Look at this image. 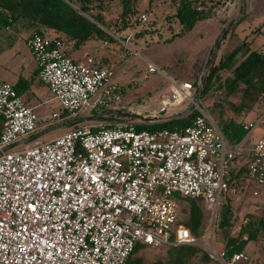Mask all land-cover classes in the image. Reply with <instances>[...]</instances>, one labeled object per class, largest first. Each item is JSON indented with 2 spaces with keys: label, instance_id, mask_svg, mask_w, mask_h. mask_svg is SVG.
<instances>
[{
  "label": "built area",
  "instance_id": "1",
  "mask_svg": "<svg viewBox=\"0 0 264 264\" xmlns=\"http://www.w3.org/2000/svg\"><path fill=\"white\" fill-rule=\"evenodd\" d=\"M146 20V14L138 18ZM110 35L128 46V38ZM26 47L38 80L64 113L54 111L52 119L124 113L112 66L99 67L90 55L75 61L60 39L38 33L26 39ZM145 63V76L160 72ZM166 78V92L155 98V108L147 115L129 113L161 118L187 102L190 109L177 113L195 109L197 114L183 129L138 131L133 122L98 123L94 130L84 125L17 151L7 148L29 138L38 117L10 83L0 82V264H126L136 244L201 245L219 264H250L245 252L226 258L213 235L219 203L234 191L225 177L258 122L243 124L245 137L231 146L196 102L198 88ZM244 181L253 195L264 185V131L254 142ZM179 197L207 205L201 239L181 222Z\"/></svg>",
  "mask_w": 264,
  "mask_h": 264
},
{
  "label": "rangeland",
  "instance_id": "2",
  "mask_svg": "<svg viewBox=\"0 0 264 264\" xmlns=\"http://www.w3.org/2000/svg\"><path fill=\"white\" fill-rule=\"evenodd\" d=\"M77 2V0H73ZM240 0H225L219 8L216 9L215 15L212 18L200 20L191 29V31L182 36H174L166 42L173 33L178 32L180 27L178 22L172 19L175 14L178 0H138L136 3V12L129 15L128 27L123 28L121 22L122 6L117 0H91L90 4L94 11L99 12L106 23L115 29H120L114 35L122 40L128 38V46L118 42L117 48L121 51H116L112 56V62L109 64L113 67L115 77L121 85V101L124 113H129L135 110L142 111V115H147L149 109L155 108V98L166 92L167 78L171 77L176 81L187 80L192 84H199L203 78L207 76L208 70L211 67L210 62L214 58V63L218 57L229 53L237 46L244 38L251 40L252 49H264V0H244L245 2V17L243 21L230 32L222 40L217 52L211 54L215 42L219 39L225 24L233 18L239 16L238 6ZM97 3H101L100 8H97ZM141 14L147 15V20L140 23L138 18ZM169 19V20H168ZM10 32L0 28V79H5L11 76L16 67L17 59L14 54L27 52L23 37L27 29L23 22H17L9 28ZM10 36V37H7ZM222 38V37H221ZM101 40L97 43L91 52L92 55L98 56L99 49L102 50L103 56L109 51L108 46L102 47ZM220 41V40H219ZM96 42L91 41L90 44ZM135 51V52H134ZM145 60L156 65L160 72L147 75ZM213 63V64H214ZM213 66V65H212ZM197 98V97H196ZM238 95L222 99V95L217 92L206 96L203 99H198L197 103L201 106L208 115L217 123L220 124V114L224 118L232 116V111L229 108V103H236ZM218 102L221 103V109H218ZM188 103L185 102L182 106H178L170 110L171 113L184 111ZM50 113L53 109L61 111L62 109L56 101H52L46 107ZM251 112L243 116V121L250 120L258 122L256 128L252 131L251 137L257 135V131L264 123V110L262 117L259 113ZM146 121L127 117L125 120H112L111 123H126L131 119ZM260 118V119H258ZM52 118H42L39 125H44ZM52 122V121H51ZM109 123L108 120L103 124ZM67 124L56 128L49 133H44L37 137L33 142H21L12 147L10 151L22 150L27 146L35 143L49 141L68 131ZM94 125V124H93ZM244 148L238 152L237 159L233 163V168L243 166L248 161L247 156L241 157L245 152ZM226 196L233 201L234 211L237 215L235 221V230H239L240 225H243L246 214H257L264 216V185L258 189V194L253 195L251 187L246 185L242 180L241 184L231 186V190ZM182 201V200H179ZM208 211V207L206 206ZM179 216L181 222L188 218V206L185 203L179 202ZM206 217V216H205ZM200 235L198 239H201ZM200 240V242H203ZM213 244L216 249H220L217 234L213 235ZM202 252H205L203 246L198 245ZM174 248L163 245L159 248H142L140 254L134 256L143 264L154 263L158 260H164L167 264H176L172 261L171 256L174 253ZM250 258V264H264V242L258 240L255 243H250L245 251ZM209 256V255H208ZM210 257V256H209ZM213 264L219 262L212 259ZM197 258H193L190 264H196ZM189 264V263H188Z\"/></svg>",
  "mask_w": 264,
  "mask_h": 264
},
{
  "label": "trees",
  "instance_id": "3",
  "mask_svg": "<svg viewBox=\"0 0 264 264\" xmlns=\"http://www.w3.org/2000/svg\"><path fill=\"white\" fill-rule=\"evenodd\" d=\"M117 1L122 6L120 17L123 28H126L128 27L129 15L136 12L135 7L138 0ZM224 1L178 0L172 19L178 22L180 29L178 32L173 33L172 37L166 40V42L174 36H182L191 31L198 21L212 18L215 15L216 9ZM90 2L91 0H77V2L73 0H0V28L4 30L17 22H23L27 29H30V35L38 33L60 39L64 51L68 56L67 49L69 46L79 49L90 41H96L94 47H97L99 41L106 40L108 41L107 46L109 51H121V48H117V40L110 35V33L119 32L120 29L115 31L113 27L106 23L103 16L99 12L94 11ZM100 5L101 3H97V8H100ZM241 10L242 3L240 0L238 14H240ZM245 13L238 24L222 36L218 49L226 35L233 32L243 21ZM235 20L236 18H233L225 24L222 31L230 27ZM251 42V40L244 38L229 53L218 57L217 61L208 70L204 87L199 97V99H203L217 92L222 95V99L238 95L236 103H229L232 116L224 118L223 114H220L222 120L220 124H217L231 146L241 142L247 133L243 129V116L251 113L253 109L260 108L262 111L264 110V49H252ZM99 53L98 56L92 55L94 64L99 67L110 66L111 62L104 58L102 50L99 49ZM211 54H213V50H211ZM195 86L199 87L197 84ZM218 105V109H221V103L218 102ZM262 111L259 113V117L263 115ZM196 114L197 111L192 109L188 115L178 118L151 122L130 118V122L135 124L138 131L180 130L190 125ZM89 116L93 117L88 122L69 127L68 131L78 129L84 125H92V129L94 130V125L98 123L108 120L109 123H105L104 125L113 126L115 124L111 123L112 120L127 119L126 116L115 114L100 116L93 111L83 113L74 119ZM71 120L65 119L64 124L69 123ZM55 124L56 122H51L43 130ZM36 133L37 131L29 137ZM248 163H244L239 169L233 168V171L226 175V181L230 186L238 187L241 184L245 178ZM226 196L220 201L218 206L214 234H217L220 250L224 251L226 258H229L234 253L245 252L250 243H255L258 240H263L264 242V216L246 214L247 223L241 225L239 230H235L234 224L237 215L234 211L233 201ZM179 200H182L179 202L185 203L188 206V218L182 223L190 230L193 237L198 238L203 234L208 223L209 214L206 210L207 205L202 199L179 197ZM145 247V245L136 244L126 264H143L138 258H134V256ZM173 248L175 251L171 259L176 264H190L193 258H197L196 264H213L210 257L196 246ZM149 264L167 263L164 260H158Z\"/></svg>",
  "mask_w": 264,
  "mask_h": 264
},
{
  "label": "crops",
  "instance_id": "4",
  "mask_svg": "<svg viewBox=\"0 0 264 264\" xmlns=\"http://www.w3.org/2000/svg\"><path fill=\"white\" fill-rule=\"evenodd\" d=\"M4 31L10 32L9 28L4 29ZM30 32L31 31L26 32L24 37H23L24 45H25L27 52H25L23 54H21V52H17L16 54H14V57H16V59H17L16 67L14 68L15 71H13V73H11L10 77H7L5 79L4 78L0 79V82L10 83L16 89V92L21 97V99L24 101V103L27 106L33 108L34 112L36 113V115L38 117V126H37L36 131H37V133L44 131V132H42V134H44V133H49L52 130H55L56 128L62 127L63 125H65L64 124L65 120L55 121L54 119H51L46 124L39 125L42 118L48 119L51 117L52 112L58 111V110L53 109L50 113L47 112V109H46L47 105L54 100L52 99L51 93L48 90V88L41 81L38 80L36 62L33 59L30 51L26 47V39L29 37ZM7 37H10V36H7ZM90 42H88L87 44H85L84 46H82L79 49H75V48H72L71 46H69L67 49V53L69 54V56L73 60L83 61L84 57H86L87 55L92 56L91 52H93L92 50L94 49V45L96 43L90 44ZM94 42H96V41H94ZM114 53H115V50H112L108 53H105L104 58L109 60L110 62H112V60L114 59V58L112 59V56ZM183 81H187V80H183ZM260 110H261L260 108L259 109H253L252 112L257 113ZM103 112H106V111H103ZM59 113H61V115L64 114L61 111H59ZM102 115H105V114H102ZM106 115H108V114H106ZM89 117H91V116H89ZM84 118H86V117H84ZM258 119H260V118H258ZM73 120H76V119L73 118L71 121H73ZM51 121L56 122L55 125H57L59 127L54 128V126H55L54 125L48 129L43 130V128L47 124H50ZM252 122H254V121L250 120L248 122H244V124H248V123H252ZM256 131H257V135L253 138H250L251 137V135H250L248 140H246V142L244 143V145L246 144V148L244 149L245 152L242 154L241 157L247 156L248 161L246 163H248L251 159L252 148H253L254 142L262 135V133L264 131V123L261 126V128H259ZM17 144H19V143H17ZM17 144H14L13 146H11V148L16 146ZM244 145H243V148H244ZM238 169H239V167H238ZM140 251L141 250H139L138 254H140Z\"/></svg>",
  "mask_w": 264,
  "mask_h": 264
},
{
  "label": "water",
  "instance_id": "5",
  "mask_svg": "<svg viewBox=\"0 0 264 264\" xmlns=\"http://www.w3.org/2000/svg\"><path fill=\"white\" fill-rule=\"evenodd\" d=\"M241 3H242V10L239 14V16L237 17V19L234 21V23L226 30L224 31L221 36L219 37V39L215 42L214 46H213V52H217L218 50V44H219V40L221 39V37L227 32L229 31L230 29H232L234 26H236L238 24V22L240 21V19L242 18V16L244 15V12H245V2L244 0H241ZM214 63V58L211 60L210 62V65L212 66ZM204 82H205V77L203 78L202 82L199 84V87H198V95H197V98H196V102L198 101L200 95H201V91L204 87ZM186 109H190V105L186 107ZM102 114H116L118 116H126V117H133V118H136V119H143V120H146V121H162V120H168V119H173V118H178L180 117L182 114L181 113H177V114H174V115H169V116H164V117H155V118H145V117H141L139 115H134V114H130V113H119V112H109V111H106V112H102V113H99L98 115H102ZM92 118L91 117H86V118H81V119H76V120H73V121H70L68 123L67 126L69 127H72L74 125H77V124H80V123H83V122H86V121H89L90 119ZM56 127H59L57 125L54 126V128ZM44 132V131H42ZM42 132H39V133H36L34 134L33 136L29 137V138H26L24 139L22 142H33L35 141V139L37 137H39ZM13 146V145H11ZM11 146H9L7 149H10Z\"/></svg>",
  "mask_w": 264,
  "mask_h": 264
}]
</instances>
